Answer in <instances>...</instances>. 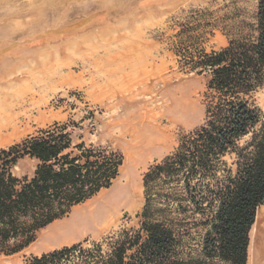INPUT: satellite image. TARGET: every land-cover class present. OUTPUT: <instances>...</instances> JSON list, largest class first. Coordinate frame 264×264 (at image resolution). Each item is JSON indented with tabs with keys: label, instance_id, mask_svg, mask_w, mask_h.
Segmentation results:
<instances>
[{
	"label": "rangeland",
	"instance_id": "rangeland-1",
	"mask_svg": "<svg viewBox=\"0 0 264 264\" xmlns=\"http://www.w3.org/2000/svg\"><path fill=\"white\" fill-rule=\"evenodd\" d=\"M256 1L0 0V148L57 122L74 142L122 156L108 188L0 264L138 227L144 172L203 121L206 74L182 66L179 43L221 49L225 28L250 20ZM256 99L264 113V87ZM33 167L25 159L16 171ZM256 214L246 264H264V205Z\"/></svg>",
	"mask_w": 264,
	"mask_h": 264
},
{
	"label": "trees",
	"instance_id": "trees-1",
	"mask_svg": "<svg viewBox=\"0 0 264 264\" xmlns=\"http://www.w3.org/2000/svg\"><path fill=\"white\" fill-rule=\"evenodd\" d=\"M256 3L250 20L228 24L221 49L179 43L182 66L206 74L203 121L144 172L138 227L24 264H246L264 205V113L256 99L264 87V0ZM25 159L34 167L18 173ZM121 164L110 146L74 142L68 123L0 148V254L21 252L39 230L108 188Z\"/></svg>",
	"mask_w": 264,
	"mask_h": 264
},
{
	"label": "bare ground",
	"instance_id": "bare-ground-1",
	"mask_svg": "<svg viewBox=\"0 0 264 264\" xmlns=\"http://www.w3.org/2000/svg\"><path fill=\"white\" fill-rule=\"evenodd\" d=\"M21 108V107H20ZM14 110V109H13ZM10 127V126H9ZM8 128V126H7V124H5V130ZM12 128V127H11ZM0 131H1V129H0ZM78 207V206H77ZM93 208V207H92ZM258 222V215L256 214V216H255V221H254V223H253V226H254V224H256ZM250 235V234H249ZM249 255V254H248ZM249 257V256H248Z\"/></svg>",
	"mask_w": 264,
	"mask_h": 264
}]
</instances>
